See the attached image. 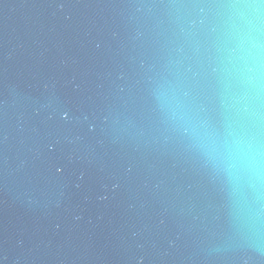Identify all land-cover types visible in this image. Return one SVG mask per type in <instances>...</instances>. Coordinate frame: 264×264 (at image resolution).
<instances>
[{
	"label": "water",
	"instance_id": "obj_1",
	"mask_svg": "<svg viewBox=\"0 0 264 264\" xmlns=\"http://www.w3.org/2000/svg\"><path fill=\"white\" fill-rule=\"evenodd\" d=\"M246 2L0 0V264H264V183L211 152L264 151Z\"/></svg>",
	"mask_w": 264,
	"mask_h": 264
},
{
	"label": "clouds",
	"instance_id": "obj_2",
	"mask_svg": "<svg viewBox=\"0 0 264 264\" xmlns=\"http://www.w3.org/2000/svg\"><path fill=\"white\" fill-rule=\"evenodd\" d=\"M264 0L233 5L228 25L229 36L234 42L228 69L229 75L243 84L248 95L245 99L256 102L264 93ZM249 117L258 119V108L253 104ZM211 152L218 162L227 161L230 174L236 180L243 176L257 185L264 183V151L255 138L248 140L234 134L232 139L218 145L213 141ZM235 169V171H231ZM259 213H257V217Z\"/></svg>",
	"mask_w": 264,
	"mask_h": 264
}]
</instances>
